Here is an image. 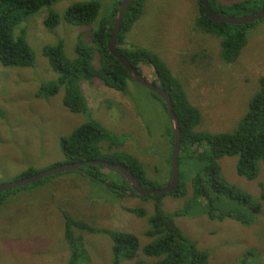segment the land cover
<instances>
[{
    "label": "rangeland",
    "instance_id": "rangeland-1",
    "mask_svg": "<svg viewBox=\"0 0 264 264\" xmlns=\"http://www.w3.org/2000/svg\"><path fill=\"white\" fill-rule=\"evenodd\" d=\"M76 1L80 0H58L50 6L60 16L52 29L42 23L47 7L29 15L14 29V34H18L17 28L25 30L35 57L30 67L0 64V183L14 180L28 167L38 171L63 162L60 139L86 121H94L110 137L100 143V154L130 156L141 166L148 181L163 185L171 175L170 123L161 101L144 85L130 78L125 91H107L98 79L85 81L83 93L88 99L90 92L91 104L85 100L87 111L82 113L71 112L63 104V87L55 95L37 96L41 83L54 82L58 77L43 54L44 45L61 41L65 56L72 59L79 32L93 48L92 64L98 66V54L90 44L88 32L92 24L110 13L113 0H96L100 3L98 15L90 26L83 27L63 18L65 8ZM239 1L244 0H218L224 7ZM197 4L191 0H144L142 13L125 33L121 46L146 48L159 55L182 83L189 103L200 112L195 131L230 132L246 113L248 102L258 89V79L264 76V19L245 30V45L233 62L225 63L221 59L220 37L198 27L196 16L191 17L199 11ZM139 66L145 78H154L150 66L141 63ZM185 158L182 163H186ZM217 162L229 183L243 190H257L256 181L248 182L236 173L237 156L226 155ZM100 169L106 182L124 185L119 173ZM260 169L259 178L264 172L262 166ZM185 172L186 195L165 194L161 198L165 212L188 204L187 215L175 218L183 234L194 240L198 248L209 252L212 264H240L249 248L254 249L257 258L252 260L251 256L252 261L242 264L253 261L264 264V211L248 224L231 217L210 219L191 203L194 175L190 166ZM58 173L42 183L8 192L6 202L0 206V264H69L71 249L66 237L78 234L83 236L81 246L89 257L84 264H113L111 239L105 233H98L99 228L139 236L137 256L119 264L154 260L141 252V247L149 241L142 234L149 216L138 218L123 207L125 203L134 207L142 205L151 214L153 199L133 197L132 201L124 197L120 201L118 196L116 201L111 186L103 193L97 185L100 179L94 183L74 170ZM67 221L97 230L91 233L70 225L73 234L66 235L71 231L66 227ZM82 263L80 258L78 264Z\"/></svg>",
    "mask_w": 264,
    "mask_h": 264
},
{
    "label": "trees",
    "instance_id": "trees-1",
    "mask_svg": "<svg viewBox=\"0 0 264 264\" xmlns=\"http://www.w3.org/2000/svg\"><path fill=\"white\" fill-rule=\"evenodd\" d=\"M57 1L0 0V64L2 66L30 67L34 64V51L25 38V30L17 28L18 34H14V29L18 24L25 21L29 15L37 12L42 7L48 8L42 19L43 25L46 28H54L57 26L60 16L50 6ZM120 1L113 0L110 13L102 16L97 23L92 25L91 23L95 21L100 9L98 1L80 0L65 8L63 18L68 23L77 27L92 26L88 36H90V44L98 54L99 63L98 66L92 64L93 48L85 42L79 32L76 35L75 55L72 59L65 56L61 41H58L55 45H44L42 47L43 54L47 57L50 67L58 74V77L54 82L41 83L37 91L38 97L55 95L59 88L63 87V104L71 112L82 113L87 111V108L84 95L80 92L81 81L98 79L109 88L125 91L126 81L130 79L129 73L125 66L108 51L106 45ZM143 1H130L117 35V50L142 75L139 64L150 66L154 77L151 82L163 88L171 98L173 110L178 119L181 140L178 156V187L163 194L139 195L124 177L122 178L124 181L122 187L106 182L100 175L101 169L99 170V167L102 166L85 164L80 170L74 171L82 172V175L93 182L100 179L109 184L111 190L115 193L114 199L116 201L118 196L121 198L120 201L124 197L132 201L135 200L133 197L154 200L151 214L147 213L142 205L134 207L132 204L125 203L123 206L130 215H136L138 218H143L145 215L149 216L147 226L142 232L144 237L149 238V241L141 247V252L145 257L154 258V260L150 262L137 260L135 264H212L209 252L198 248L196 242L184 235L175 222L176 217L187 215L188 204L171 212H165L161 205V198L165 194L177 197L186 195L187 189L184 180L187 174L185 170L190 166L194 175L191 178L193 180L191 184V203L203 211L208 218L221 220L225 217H231L241 223L248 224L253 217L264 211V172L262 177L259 178L261 166L264 168V76L259 77L258 89L250 98L246 113L238 119L232 131L218 133L195 131L194 127L198 124L200 112L194 105L189 103L182 83L172 75L159 55L146 48H123L121 46L125 42V33L142 13ZM197 1L199 6V15L196 19L197 26L216 33L220 37L222 61L225 63L233 62L246 43L245 30L260 20L238 25L216 22L205 13L201 0ZM208 3L214 12L229 16L253 13L264 7V0L233 2L226 7L222 6L218 0H208ZM150 93L161 101L167 112L164 101L156 93L152 91ZM170 131L171 135H167L170 137L171 144H173L174 137L171 126ZM109 138L107 131L99 124L94 121H86L70 135L60 139V150L65 158L63 162L92 159L114 162L124 166L134 174L143 188L162 187L170 181L171 175L163 185H159L155 181H148L136 160L125 154L110 153L105 156L100 154V143ZM226 155L237 156L236 173L248 182L256 181L257 190L254 192L243 190L229 183L223 177L217 160ZM183 158H185L186 163H182ZM59 163L62 162L53 165ZM111 170L119 173L115 169ZM38 171L28 167L15 179L29 176ZM56 174L43 177L30 184L42 183ZM98 183L100 182L98 181ZM26 186L28 184L1 191L0 206L6 202L9 191L24 189ZM203 201L204 203H202ZM233 204L235 207H232ZM218 206H222V210L218 209ZM70 225L79 226L82 230L87 229L86 231L91 233L97 230L86 224L67 221L66 227L71 231L65 233L66 235L73 234ZM97 232L105 233L111 239L113 264H119L121 260H133L137 256L140 248L137 234L108 228H99ZM68 237L66 238L71 249L69 264H78L80 258L83 259L82 264L85 261L88 263L89 257L86 256L85 249L81 246L83 236L78 234V236ZM245 254V258L241 259L240 264L257 258L253 248H249ZM251 256L252 260L249 259Z\"/></svg>",
    "mask_w": 264,
    "mask_h": 264
},
{
    "label": "water",
    "instance_id": "water-1",
    "mask_svg": "<svg viewBox=\"0 0 264 264\" xmlns=\"http://www.w3.org/2000/svg\"><path fill=\"white\" fill-rule=\"evenodd\" d=\"M130 1L131 0H121L120 1L117 15L112 25V31L107 39L106 45H107L108 51L119 62H121L125 66L127 72L129 73L130 78L144 85L150 91L156 93L164 101L166 105L168 116L170 119V124H171L170 126H171L172 134L174 137V141H173V145L171 149V180L170 182L166 184L165 186L158 187V188H143L141 184L139 183V181L137 180V178L134 176V174H132L124 166L114 163V162L106 161L103 159H92V160L78 161V162H62L57 165H53L49 168L40 170L29 176L0 183V192L33 183L37 180H40L43 177H46V176H49V175H52L58 172L68 171V170H80L81 167L85 164H95V165L102 166L104 168L117 170L139 195L163 194L166 192L173 191L178 187V184H179L178 156H179V151H180L181 140H180V131H179V126H178V119L173 110L171 98L165 92V90H163V88L152 83L150 80L145 78L141 73H139L138 70L129 62V60L123 54L119 53L117 50V42H116L117 35L119 32L120 25L123 20L125 11L127 7L129 6ZM201 2H202V6H203L205 13L208 15L210 19L216 22H225L228 24L238 25V24H245V23L264 19V7L254 13L229 16V15H224L221 13L214 12L208 3V0H201Z\"/></svg>",
    "mask_w": 264,
    "mask_h": 264
},
{
    "label": "crops",
    "instance_id": "crops-1",
    "mask_svg": "<svg viewBox=\"0 0 264 264\" xmlns=\"http://www.w3.org/2000/svg\"><path fill=\"white\" fill-rule=\"evenodd\" d=\"M192 2H193V4L194 5H196L197 3H198V1L197 0H191ZM198 5V4H197ZM197 6H195V8H196ZM198 15H199V11H198V13H196L195 15H192L191 17H193V19L195 18V16H196V19H197V17H198ZM220 40V39H219ZM150 72H151V69H150ZM85 81L86 80H84V81H81L80 82V89H81V92H82V94L84 95V93H83V85H84V83H85ZM99 81V80H98ZM97 81V83H100V82H98ZM102 82V81H101ZM87 83V82H86ZM103 83V82H102ZM101 84V83H100ZM99 84V85H100ZM90 86V84H88V87ZM104 89L105 90H107V91H118V90H113V88H109V87H107V86H104ZM88 92V91H87ZM88 99H86V96L84 95V98H85V100H86V102L87 103H89V104H91L90 103V100H91V96H90V92L88 93ZM91 181V180H90ZM93 182V181H92ZM100 182H102V181H100ZM94 183H96V182H94ZM104 182H102V183H97V185H99L100 187H101V189L104 191L103 193H105V191L107 190L106 189V187H108L109 188V184H106V182L103 184ZM91 198H93L92 196H91Z\"/></svg>",
    "mask_w": 264,
    "mask_h": 264
},
{
    "label": "flooded vegetation",
    "instance_id": "flooded-vegetation-1",
    "mask_svg": "<svg viewBox=\"0 0 264 264\" xmlns=\"http://www.w3.org/2000/svg\"><path fill=\"white\" fill-rule=\"evenodd\" d=\"M203 7V6H202ZM250 23V22H249ZM245 24H247V23H245ZM206 32H209V33H211V34H215V35H217L216 33H214V32H212V31H206ZM218 36V35H217Z\"/></svg>",
    "mask_w": 264,
    "mask_h": 264
},
{
    "label": "bare ground",
    "instance_id": "bare-ground-1",
    "mask_svg": "<svg viewBox=\"0 0 264 264\" xmlns=\"http://www.w3.org/2000/svg\"><path fill=\"white\" fill-rule=\"evenodd\" d=\"M166 110H167V108H166ZM167 115H168V111H167ZM168 120H169V123H170V119H169V116H168ZM171 125V124H170Z\"/></svg>",
    "mask_w": 264,
    "mask_h": 264
},
{
    "label": "clouds",
    "instance_id": "clouds-1",
    "mask_svg": "<svg viewBox=\"0 0 264 264\" xmlns=\"http://www.w3.org/2000/svg\"><path fill=\"white\" fill-rule=\"evenodd\" d=\"M257 11H258V10H257ZM253 13H254V12H253ZM150 81H151V80H150ZM50 167H51V166H50ZM107 169H108V168H107ZM68 171H69V170H68ZM170 180H171V178H170ZM99 182H100V181H99ZM169 182H170V181H169ZM169 182H168V183H169ZM100 183H102V182H100ZM168 183H167V184H168ZM164 186H165V185H164Z\"/></svg>",
    "mask_w": 264,
    "mask_h": 264
}]
</instances>
